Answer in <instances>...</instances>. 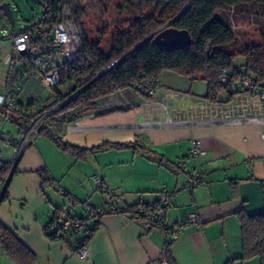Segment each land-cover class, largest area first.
Returning <instances> with one entry per match:
<instances>
[{"label":"crops","instance_id":"obj_1","mask_svg":"<svg viewBox=\"0 0 264 264\" xmlns=\"http://www.w3.org/2000/svg\"><path fill=\"white\" fill-rule=\"evenodd\" d=\"M239 24L233 26L239 30L236 41L248 39L247 28ZM254 30L258 42L259 29L254 26ZM11 37L0 38L4 97H10L5 91L8 76L19 67L29 69L24 60L11 66ZM36 76L30 71L15 82L17 100L42 102L50 95ZM206 88L204 80L165 70L149 99L132 88L120 89L98 99L94 112L54 124L62 141L86 149L82 159L61 150L45 135L36 136L18 155L19 128L16 138L5 137L0 124V159L11 162L5 187L6 180L0 183V221L35 254L34 264H167L168 241L176 264H260L256 257L238 260L242 240L237 212L251 215L264 210V99L244 91L239 80L232 82L229 100H207ZM221 96L225 98L224 93ZM246 118L257 121L231 122ZM192 140L201 142L204 155H188ZM131 142L135 148L90 151ZM42 170L50 181H42L37 173ZM193 171L204 173V183L188 188L185 182ZM92 177H100L109 191L94 188ZM4 189L7 197L1 200ZM162 189L172 195L165 210L167 225L176 227L193 213L200 225L186 226L172 237L165 231L145 230L121 211L106 212L78 251L71 244L81 235L67 243L45 233L55 209L83 218L88 226L93 209L156 203ZM0 264H16L1 247Z\"/></svg>","mask_w":264,"mask_h":264},{"label":"trees","instance_id":"obj_2","mask_svg":"<svg viewBox=\"0 0 264 264\" xmlns=\"http://www.w3.org/2000/svg\"><path fill=\"white\" fill-rule=\"evenodd\" d=\"M150 2L151 0L123 1V5L132 11L136 18L128 28H117L111 34L108 49L105 50L101 47L104 29L98 31L97 37L88 36L84 23L86 0H45L43 18L39 23L28 29L10 33L31 34L30 55L20 60L26 61L29 69L19 67L14 75L8 76L5 91L10 97L5 98L12 102L13 109L4 104L0 105V116L16 124L22 134L32 120L59 104L45 116L37 136L49 137L58 148L82 159L85 157L86 149L62 141L52 126L60 122H72L94 112L98 99L120 89L135 90V85L145 78L158 82L162 71L171 70L191 80H204L207 87L204 97L211 102L229 100L233 94L230 91L232 82L240 81L239 78L242 76L250 78L254 91L264 88V0H155V11L146 14ZM64 3L70 7L72 19L79 32L81 47L73 61L58 64V83L49 89L50 95L44 101L17 100L18 92L13 88L14 84L22 81L24 75L30 71L33 75L42 74L44 68L49 69L56 61L55 51L49 46V39L53 24L58 19L60 6ZM178 14L180 15L170 23V26L188 31L189 45L169 47L153 42L152 38L147 39ZM247 18L255 20L259 29V41H249L240 48H235L238 32L234 31L233 26L246 21ZM37 54L43 57L45 63L43 69L32 64V59ZM236 56L244 59L241 68L234 66ZM223 71L230 75L232 81L230 84L220 81ZM36 80L41 85L37 76ZM243 90L245 91L244 87ZM222 93L225 95L224 99ZM143 96L146 99L152 97ZM108 148L135 147L133 142L111 143L92 148L90 151ZM10 167L11 162L0 159V183L6 180ZM37 173L43 182L51 180L45 171ZM6 197L7 190L4 189L1 200ZM100 208H113L115 212L122 210L111 206L93 209L90 216L94 223L89 227L84 224L83 218L62 215L55 209L45 233L52 240H64L67 243L81 235L80 239L74 241V245L71 244L73 251L81 250L98 227L99 217L102 215L98 213ZM237 215L242 240V252L238 260L244 262L256 257L260 264H264V210L251 215L240 210ZM65 221L69 222L66 226L63 225ZM169 245L170 241L166 243V263L176 264L170 255ZM0 247L16 264H34L36 260L35 254L20 240L17 233L1 221Z\"/></svg>","mask_w":264,"mask_h":264},{"label":"built area","instance_id":"obj_3","mask_svg":"<svg viewBox=\"0 0 264 264\" xmlns=\"http://www.w3.org/2000/svg\"><path fill=\"white\" fill-rule=\"evenodd\" d=\"M12 41V50H13V59L12 65L18 64V62L23 59L25 56L30 55V40L31 34L28 32H19L17 34L11 35ZM49 46L52 50L55 51L56 61H54L51 67L45 69V63L43 62V57L38 54L32 59V64L34 66H40L43 70L42 74L37 75V79L41 85L47 89H51L58 83V64L70 63L76 57L77 52L81 47V41L77 27L72 19V13L70 7L67 3H64L60 6L58 19L55 21L52 27L51 37L49 39ZM38 53V52H37ZM36 54V53H35ZM245 91L251 94H255L260 99H264V88L259 91H254L253 84L250 78L242 76L239 78ZM220 81L224 84H230V75L223 71L220 76ZM158 88V82L145 78L140 83L135 85V90L142 95L153 96ZM5 105L9 109H13V104L9 99H6L3 95L0 94V105ZM59 106L56 105L49 110L42 113L36 119L32 120L22 132L19 144L17 148L18 155L22 148L30 143L38 133V129L41 126L45 116L55 110ZM251 123L257 121L253 118H246L244 120H233V123ZM205 154L201 142L199 140H192L190 143V148L188 155L190 157H199ZM17 155V156H18ZM204 173L193 171L189 173L188 178L185 182V186L192 188L198 184L204 183ZM94 187L100 189L101 191L109 190L104 184L100 177H93L92 180ZM172 200V195L169 194L165 189H162L158 195V200L156 203H148L141 201L137 204H134L131 208H122L121 212L127 216L138 221L145 230L152 231H165L171 234L172 237H176L179 231H181L186 226H199L200 222L196 214H190L180 224L176 227H171L166 224L165 221V210L170 205ZM106 212H115L113 208L109 209H98L99 214H104ZM69 222L65 221L64 226L68 225ZM81 256L85 255V251L80 252Z\"/></svg>","mask_w":264,"mask_h":264},{"label":"rangeland","instance_id":"obj_4","mask_svg":"<svg viewBox=\"0 0 264 264\" xmlns=\"http://www.w3.org/2000/svg\"><path fill=\"white\" fill-rule=\"evenodd\" d=\"M123 1L124 0H86V18L84 23L88 36L90 38L97 37L98 31L104 29L105 34L103 38L101 37V47L105 50L108 49L111 34L115 32L117 28H128L130 23L136 18L134 13L123 5ZM0 2H6L9 4L14 19V25L11 26L4 17H0V37H11V31L17 32L23 29H28L36 23H39L43 18L45 0H39V3H35L32 0H0ZM152 11H155V0H151L149 8L146 10V14H150ZM254 21V19L247 18L246 21L239 24L240 26L247 28V30L244 31L251 36H249L248 39L246 38L247 40L241 36L242 39L236 41V44H234L236 45L235 48H240L247 41H254L256 39L257 33L254 34V31L257 30H254V26L256 28H258V26ZM233 29L235 32L239 31L236 28ZM255 42H257V40H255ZM243 62L244 59L241 56H236L233 61L234 66L237 68H241ZM0 124L5 128V137H7V135L8 137H17L18 127L16 124L2 116H0ZM2 144V140H0V148L2 147ZM91 179L93 180V177ZM92 221L93 219L88 223L89 227L92 225Z\"/></svg>","mask_w":264,"mask_h":264},{"label":"water","instance_id":"obj_5","mask_svg":"<svg viewBox=\"0 0 264 264\" xmlns=\"http://www.w3.org/2000/svg\"><path fill=\"white\" fill-rule=\"evenodd\" d=\"M35 3H39V0H32ZM180 14H178L174 19L160 27L157 31H155L152 35L148 36L147 39L152 38V41L163 45V46H180V45H189L190 44V35L188 31L186 30H179L172 26H170V23H172ZM0 17H4L11 26L14 25V19L12 15V10L8 3L6 2H0ZM12 173V169L9 173ZM8 178L6 179L3 188L5 187V184L7 183Z\"/></svg>","mask_w":264,"mask_h":264}]
</instances>
